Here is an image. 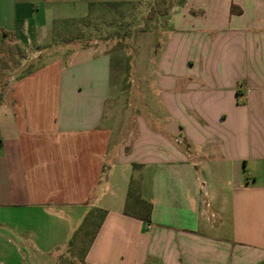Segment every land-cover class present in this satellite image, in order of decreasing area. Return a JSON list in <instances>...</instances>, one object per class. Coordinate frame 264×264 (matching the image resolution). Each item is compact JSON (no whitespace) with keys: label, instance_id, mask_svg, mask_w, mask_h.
<instances>
[{"label":"crops","instance_id":"crops-1","mask_svg":"<svg viewBox=\"0 0 264 264\" xmlns=\"http://www.w3.org/2000/svg\"><path fill=\"white\" fill-rule=\"evenodd\" d=\"M59 1L0 0V46L46 43L75 19ZM164 33L146 66L157 124H127L110 97L123 69L92 46L2 95L0 264H58L97 211L80 264H264V180L244 174L250 162L264 173V0H182ZM132 185L149 222L123 212Z\"/></svg>","mask_w":264,"mask_h":264},{"label":"rangeland","instance_id":"rangeland-1","mask_svg":"<svg viewBox=\"0 0 264 264\" xmlns=\"http://www.w3.org/2000/svg\"><path fill=\"white\" fill-rule=\"evenodd\" d=\"M181 2L182 0H63L50 4L54 12L75 16V19L57 21L46 43L42 39L37 43L31 41L24 47L21 42L16 43L10 39L0 46V100L14 81L53 59L67 58L75 48L92 46L102 53L110 54L114 67L123 69L118 87H111L110 97L112 101H119L120 112L125 114V118L129 117L127 124H134L136 115L144 118V122L153 116L156 118L153 124L159 123L164 112L157 104H150L152 98L151 92L148 95L146 66L154 49L157 50L165 42L164 32L171 8ZM83 14L87 15L79 17ZM36 45L41 48L39 53L34 50ZM237 102L243 104L241 99ZM120 131L121 144H125L129 127L124 120H121ZM244 174L247 182L254 181L256 175L258 181L264 180V173L263 177H259L251 162ZM131 189L135 191V186L132 185ZM128 204L129 209H132V200ZM90 219L73 234L67 247L58 253V264H80L82 253L100 216L95 215ZM85 230L88 231L87 234Z\"/></svg>","mask_w":264,"mask_h":264},{"label":"trees","instance_id":"trees-1","mask_svg":"<svg viewBox=\"0 0 264 264\" xmlns=\"http://www.w3.org/2000/svg\"><path fill=\"white\" fill-rule=\"evenodd\" d=\"M233 9H234V6H231V11L233 12ZM237 13H240V9L237 8ZM127 199L128 201L129 200H132V205L134 207H137V209L139 211L142 212V214H138V215H133L134 217L138 218V219H141L143 220L144 222H149L150 221V210H151V206L150 204L146 203L145 201L141 200L139 195L137 194L136 191H132V189H130L128 191V194H127ZM123 212L125 214H128L130 215L129 213V204L124 207V210ZM95 215H99L100 216V220L98 221V223L96 224L95 226V230L94 232L97 230V228L99 227L100 225V221L102 220V218L104 217V213L102 211H97L95 214H90L88 215L85 219H84V222L82 223L81 226H83L85 223L87 224V221H89L90 218H93L95 217ZM91 220V219H90ZM93 222V221H92ZM80 226V227H81ZM80 229V228H79ZM78 229V230H79ZM88 231L85 230V234H87ZM94 232L92 234V236L94 235ZM91 238V237H90Z\"/></svg>","mask_w":264,"mask_h":264},{"label":"water","instance_id":"water-1","mask_svg":"<svg viewBox=\"0 0 264 264\" xmlns=\"http://www.w3.org/2000/svg\"><path fill=\"white\" fill-rule=\"evenodd\" d=\"M168 129L169 130H172L174 133H175V135L178 137L179 136V130L175 127V124H173V123H170V125L168 126Z\"/></svg>","mask_w":264,"mask_h":264}]
</instances>
